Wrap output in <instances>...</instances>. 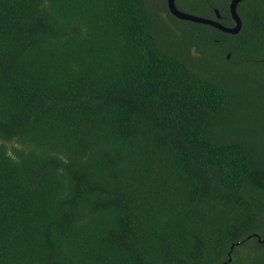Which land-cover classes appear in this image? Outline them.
<instances>
[{"label": "trees", "instance_id": "1", "mask_svg": "<svg viewBox=\"0 0 264 264\" xmlns=\"http://www.w3.org/2000/svg\"><path fill=\"white\" fill-rule=\"evenodd\" d=\"M236 10L0 0V264H264V0Z\"/></svg>", "mask_w": 264, "mask_h": 264}, {"label": "water", "instance_id": "2", "mask_svg": "<svg viewBox=\"0 0 264 264\" xmlns=\"http://www.w3.org/2000/svg\"><path fill=\"white\" fill-rule=\"evenodd\" d=\"M239 1L240 0H229L228 1V11H229L231 19L233 20V24H231V25H223L217 20L219 13H218L216 8H214L215 18H209V17L197 15V14L190 13V12L183 11V10L179 9L175 4V0H165V3H166V7H167L168 11L173 16H175L179 19H188V20L195 21V22L207 23V24L214 26V27H216L222 31L229 32V33H236L239 31L240 26H241V21H240L239 15L236 12V4ZM250 235L256 236L257 238L259 237L257 235V233H255V232H252ZM231 247H232V244L230 245V248ZM226 260L227 261L230 260V255L227 256ZM221 264H224V262H222Z\"/></svg>", "mask_w": 264, "mask_h": 264}, {"label": "flooded vegetation", "instance_id": "3", "mask_svg": "<svg viewBox=\"0 0 264 264\" xmlns=\"http://www.w3.org/2000/svg\"><path fill=\"white\" fill-rule=\"evenodd\" d=\"M229 1V0H228ZM228 1H227V11H228ZM237 5V4H236ZM213 11H214V9H213ZM236 12H237V10H236ZM228 13H229V11H228ZM238 14V13H237ZM230 15V14H229ZM214 18H215V11H214ZM218 18H219V14H218V17H217V20H218ZM231 18V17H230ZM240 18V17H239ZM219 21V20H218ZM240 21H241V19H240ZM220 22V21H219ZM221 23V22H220ZM221 24H223V23H221ZM231 24H233V20L231 19V23L230 24H223V25H231ZM214 27V26H213ZM241 27V26H240ZM225 58H228L229 57V52H226L225 53Z\"/></svg>", "mask_w": 264, "mask_h": 264}, {"label": "rangeland", "instance_id": "4", "mask_svg": "<svg viewBox=\"0 0 264 264\" xmlns=\"http://www.w3.org/2000/svg\"><path fill=\"white\" fill-rule=\"evenodd\" d=\"M249 77L250 76H247L245 79H247V81H246V83L248 84V85H250V86H252V84L253 83H249ZM244 87H246L245 85H244ZM261 88H264V83L260 86ZM242 121H241V119L239 118V121H238V123L240 124Z\"/></svg>", "mask_w": 264, "mask_h": 264}]
</instances>
